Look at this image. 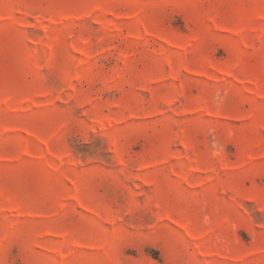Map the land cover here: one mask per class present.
I'll list each match as a JSON object with an SVG mask.
<instances>
[{"label": "rangeland", "instance_id": "obj_1", "mask_svg": "<svg viewBox=\"0 0 264 264\" xmlns=\"http://www.w3.org/2000/svg\"><path fill=\"white\" fill-rule=\"evenodd\" d=\"M0 264H264V0H0Z\"/></svg>", "mask_w": 264, "mask_h": 264}]
</instances>
